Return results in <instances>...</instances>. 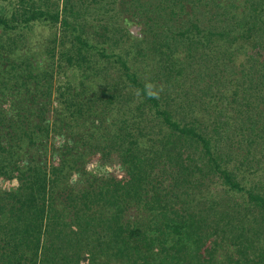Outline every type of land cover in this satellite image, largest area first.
Instances as JSON below:
<instances>
[{
	"label": "trees",
	"instance_id": "16d2710c",
	"mask_svg": "<svg viewBox=\"0 0 264 264\" xmlns=\"http://www.w3.org/2000/svg\"><path fill=\"white\" fill-rule=\"evenodd\" d=\"M1 180L0 264H264V0H0Z\"/></svg>",
	"mask_w": 264,
	"mask_h": 264
},
{
	"label": "rangeland",
	"instance_id": "374dc122",
	"mask_svg": "<svg viewBox=\"0 0 264 264\" xmlns=\"http://www.w3.org/2000/svg\"><path fill=\"white\" fill-rule=\"evenodd\" d=\"M113 1L114 0H107L108 7H109V4H112L113 3ZM135 20H137V18ZM124 24H127V26L129 27L130 34H131L132 38H134V42L135 41L137 42L139 40H144V38L147 37L143 33V27H142V25H139L137 22L126 21ZM133 63H135L133 65L135 67H137L138 70H139V72L142 74L141 77H145L147 79V78H150L152 75L155 74V69H156V67H155V61L151 60L150 58L144 59V57H141L140 61L135 60ZM194 73H195V71H194ZM202 73H204V75L202 77L203 79H199L200 81H198V80L193 81L192 79L194 77H191L190 81H187V84L188 83L191 84V85L192 84H199L198 87L196 89H194V91L196 90V92L198 94L200 93L201 88L205 85V83H206L205 80H207L206 78H208L205 70ZM227 75H228V73H227ZM197 77H199V76H197ZM58 142H59V140H57V141L54 140L53 143L57 144ZM49 154H50L49 155V160H51V158H52L51 157L52 156L51 151H50ZM88 168H90L91 170L96 171V172H98L100 174L102 173L101 171H97L99 167H98V164L96 162L90 163ZM116 168H118V167L112 165V166L107 167L106 169H108L110 172H114V171H116L115 170ZM117 176L118 177H121V174H118ZM0 186L5 187L8 190H10V189H14L17 186V183L14 182V181L13 182H8V181H2L1 180L0 181Z\"/></svg>",
	"mask_w": 264,
	"mask_h": 264
}]
</instances>
